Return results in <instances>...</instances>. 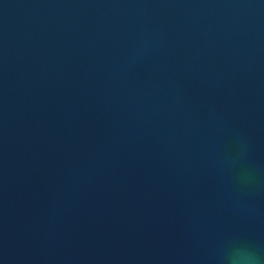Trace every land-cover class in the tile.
I'll list each match as a JSON object with an SVG mask.
<instances>
[{
    "label": "water",
    "instance_id": "1",
    "mask_svg": "<svg viewBox=\"0 0 264 264\" xmlns=\"http://www.w3.org/2000/svg\"><path fill=\"white\" fill-rule=\"evenodd\" d=\"M0 264H264V0H0Z\"/></svg>",
    "mask_w": 264,
    "mask_h": 264
}]
</instances>
